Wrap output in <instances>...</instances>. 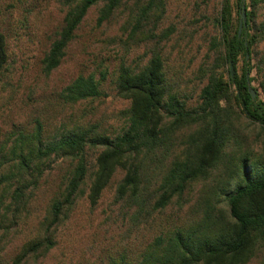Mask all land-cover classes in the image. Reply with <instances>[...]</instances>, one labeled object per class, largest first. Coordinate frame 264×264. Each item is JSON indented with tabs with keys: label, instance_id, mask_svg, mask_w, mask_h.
I'll list each match as a JSON object with an SVG mask.
<instances>
[{
	"label": "trees",
	"instance_id": "obj_1",
	"mask_svg": "<svg viewBox=\"0 0 264 264\" xmlns=\"http://www.w3.org/2000/svg\"><path fill=\"white\" fill-rule=\"evenodd\" d=\"M249 1L239 34L242 0L236 25L231 0H222L210 57L194 73L204 83L195 99L181 87L165 54L175 34L163 26L166 0H61L64 25L42 62L44 73L60 67L95 7L99 26L125 8L124 35L143 47L144 56L140 64L123 61L116 70L117 96L129 102L125 127L117 135L94 125L51 140L38 124L33 131L20 130L0 149L1 228L8 233V223L25 229L45 171L55 160L63 162L46 212L13 264L39 261L56 249L60 227L81 200L94 210L119 171L117 229L128 227L130 241H123L109 264H250L259 257L258 264H264V148L258 150L248 132L250 126L264 130V101L254 87L253 98L248 83L255 81L254 69L264 73L263 49L256 68L249 63L264 43V21L252 19L264 0ZM8 60L0 10V81ZM106 79L107 71L100 77L81 75L62 99L74 105L97 100L105 96ZM3 206L13 216L1 215ZM148 231L153 235L147 245L136 244Z\"/></svg>",
	"mask_w": 264,
	"mask_h": 264
},
{
	"label": "rangeland",
	"instance_id": "obj_2",
	"mask_svg": "<svg viewBox=\"0 0 264 264\" xmlns=\"http://www.w3.org/2000/svg\"><path fill=\"white\" fill-rule=\"evenodd\" d=\"M237 1L231 0L235 25L239 23ZM221 3L222 0H166L163 26L173 27L175 34L169 47L165 48V54L171 58V67L179 84L195 99L204 83L194 73L210 57L209 42L216 35L214 22ZM246 4L250 1L247 0ZM0 10L9 57L0 81V149L20 130L33 131L38 124L42 126L44 138L51 140L82 126L95 125L111 136L123 130L126 124L123 112L128 109L129 102L117 96L116 70L123 61L140 64L144 56L143 47H135V41L124 35L125 8L103 26L97 22L99 8H93L77 31L62 64L51 74L44 73L42 62L64 25L66 11L61 0H0ZM249 11L253 12V9L249 8ZM252 19L257 24L264 21V5ZM261 49L264 50V43L249 61L255 68L257 53ZM244 68L241 58L238 64L240 74ZM101 71H107L103 84L105 96L75 105L62 99L64 89L77 77L90 73L100 77ZM250 77L255 79L252 87L259 89L260 99L264 101V73L254 69ZM248 132L258 150L264 148V130L250 126ZM89 161L92 164L95 161L92 152ZM62 165V159L55 160L45 171L25 229L8 223L7 227L11 229L8 233L1 228L0 217L1 264H13L11 259L33 234L38 219L46 212L58 177L64 173ZM122 177L123 173L119 171L94 210L91 211L82 199L70 221L60 227L58 247L30 264H109L123 241H130L128 227L117 229L115 196ZM1 210V215L13 216L14 211L6 206ZM152 235L148 231L136 244L145 241L147 245ZM260 259H254L250 264H258Z\"/></svg>",
	"mask_w": 264,
	"mask_h": 264
},
{
	"label": "water",
	"instance_id": "obj_3",
	"mask_svg": "<svg viewBox=\"0 0 264 264\" xmlns=\"http://www.w3.org/2000/svg\"><path fill=\"white\" fill-rule=\"evenodd\" d=\"M246 2H247V0H242V3H243V5H242V11H241L242 19H241L240 28H239V34H241L244 25H246V19H247V6H246ZM230 68H231V74L233 75L234 74V66L231 64L230 65ZM248 83H249V86H250V88L252 90V96L255 99L256 98V93H255L254 89L252 88V84L250 83V81Z\"/></svg>",
	"mask_w": 264,
	"mask_h": 264
}]
</instances>
